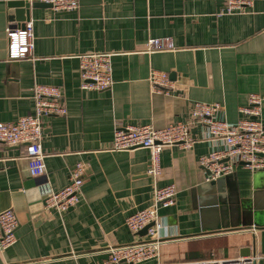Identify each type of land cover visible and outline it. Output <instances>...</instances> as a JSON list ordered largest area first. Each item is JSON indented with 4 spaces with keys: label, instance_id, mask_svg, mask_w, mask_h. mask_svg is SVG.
I'll return each mask as SVG.
<instances>
[{
    "label": "crops",
    "instance_id": "obj_1",
    "mask_svg": "<svg viewBox=\"0 0 264 264\" xmlns=\"http://www.w3.org/2000/svg\"><path fill=\"white\" fill-rule=\"evenodd\" d=\"M227 0H79L74 13L30 8L34 47L29 59H7L5 34L15 28L0 0V122L32 114L35 83L60 86L67 114L42 118L45 173L33 177L23 147L0 145V212L18 219L16 242L0 264H104L109 248L145 241L125 219L152 203L153 185H174L176 203L158 210L159 256L136 264H180L257 254L264 264V171L236 166L220 184L206 182L198 160L224 150L201 125L190 128L191 150L165 148L155 181L146 149L115 152L113 133L126 125L161 129L186 121L194 102L216 103L217 120L235 124L250 94L264 98V1L220 15ZM170 38L173 51L147 54L145 44ZM111 54L113 85L80 89L78 56ZM151 70L170 87L155 93ZM261 120L264 124V103ZM84 165L80 201L67 212L44 211ZM221 179V178H220ZM218 182V181H217Z\"/></svg>",
    "mask_w": 264,
    "mask_h": 264
},
{
    "label": "built area",
    "instance_id": "obj_2",
    "mask_svg": "<svg viewBox=\"0 0 264 264\" xmlns=\"http://www.w3.org/2000/svg\"><path fill=\"white\" fill-rule=\"evenodd\" d=\"M29 3L41 2L51 5L55 13H74L79 8V0H23ZM257 1L264 0H227L220 15H232L251 8ZM7 59L19 61L29 59L34 47L33 24L25 23L23 28L9 27L5 34ZM175 46L170 38H154L145 44V52L152 54L161 51H173ZM80 69V89L89 91L108 90L113 85L111 54L90 52L78 56ZM155 93L165 92L170 87L166 73L151 70L148 78ZM166 93V92H165ZM33 112L22 116L15 122H0V145L23 147L22 157L28 164L31 176L45 173V155L42 152V118L49 116L64 117L67 114L63 90L60 86L35 83L32 92ZM264 98L250 94L247 104L239 108L238 121L230 125L217 120L214 115L220 110L216 103L194 102L186 121L175 122L157 129L150 124L126 125L116 128L113 133L112 150L115 152L146 149L149 152V164L146 174L155 181L160 175V154L165 148L174 146L184 151L191 150L196 140L190 134V128L201 125L206 129L207 139L221 140L224 150H214L201 156L198 164L207 172L206 182L216 181L242 166L252 172L264 171V124L261 120ZM84 165L74 166L70 181L63 189L50 192L43 201V210L58 214L67 212L80 201L83 184ZM177 189L174 185L158 187L153 185L152 203L145 209L134 212L125 219V226L138 235L146 229L145 241L109 248L104 264H136L159 256L161 245L158 210L176 203ZM18 219L12 209L0 212V250L16 242L15 230ZM262 256L251 254L233 258H211L189 261L180 264H258Z\"/></svg>",
    "mask_w": 264,
    "mask_h": 264
},
{
    "label": "water",
    "instance_id": "obj_3",
    "mask_svg": "<svg viewBox=\"0 0 264 264\" xmlns=\"http://www.w3.org/2000/svg\"><path fill=\"white\" fill-rule=\"evenodd\" d=\"M6 7L8 10L10 21L18 25L19 28H23L25 23L29 21L30 8H35V7L51 8V5L47 3H41V2L29 3L23 0H6ZM61 13H66V12H61ZM21 146H26V144H23ZM14 147H17V146H14ZM219 180H222V178L216 181L209 182V184L218 185L221 182ZM146 229L147 227L144 228L141 232H139L138 235H146ZM240 255L246 256L247 252H242ZM98 264H101V261H99ZM121 264H124V263H121Z\"/></svg>",
    "mask_w": 264,
    "mask_h": 264
}]
</instances>
